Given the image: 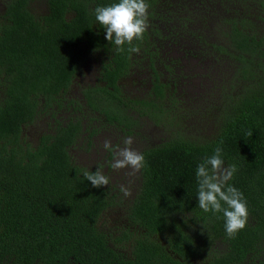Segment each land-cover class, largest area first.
I'll return each instance as SVG.
<instances>
[{
    "label": "trees",
    "instance_id": "trees-1",
    "mask_svg": "<svg viewBox=\"0 0 264 264\" xmlns=\"http://www.w3.org/2000/svg\"><path fill=\"white\" fill-rule=\"evenodd\" d=\"M113 2L0 0V264H264V0H147L138 54L116 51L95 20ZM189 61L206 69L199 114L211 135L177 131L142 149L127 199L93 187L83 172L97 168L71 150L101 125L128 136L143 118L160 123ZM91 66L99 75L81 87L83 103L67 97ZM42 117L28 142L25 128ZM217 146L238 166L229 184L250 213L232 239L222 213L197 201L196 168Z\"/></svg>",
    "mask_w": 264,
    "mask_h": 264
},
{
    "label": "clouds",
    "instance_id": "clouds-1",
    "mask_svg": "<svg viewBox=\"0 0 264 264\" xmlns=\"http://www.w3.org/2000/svg\"><path fill=\"white\" fill-rule=\"evenodd\" d=\"M147 0H116L106 6H96L93 15L96 22L106 31L105 39L116 46V51L124 52L128 45L129 54L140 52L134 41H143L149 28V9ZM251 136L252 132L249 131ZM131 136L123 140L124 147L113 146L105 140L103 147L113 154L111 167L119 170L130 168L129 175H135L146 167L145 156L131 147ZM238 171L236 164L225 166L223 149L217 146L214 154L206 157L196 168L198 207L205 213H222L225 220V232L229 239L235 238L248 224L249 209L243 193L229 184ZM83 178L95 188L108 186L110 178L102 168L95 172L84 171ZM121 192L129 194V189L121 186Z\"/></svg>",
    "mask_w": 264,
    "mask_h": 264
},
{
    "label": "rangeland",
    "instance_id": "rangeland-1",
    "mask_svg": "<svg viewBox=\"0 0 264 264\" xmlns=\"http://www.w3.org/2000/svg\"><path fill=\"white\" fill-rule=\"evenodd\" d=\"M196 67L197 65L193 61L183 63L182 69L185 70V74L188 75V78L181 80L183 83L181 84L179 82L178 87L175 88L176 94L173 96L174 100L165 103L168 111L161 117L159 120L160 123L143 118L137 122L138 124L135 128L131 129L132 133L128 136H125V134H122L119 130L110 126L102 129L101 125L98 127L99 131H97L90 145H82L81 148L71 150V154L76 161L89 169L97 167L102 168L104 174L110 178L108 187L118 190L119 193L127 199L129 195L136 190L137 173L135 175H129L132 171L130 168L116 170L111 167V164L114 162L113 154L110 152L112 159L108 162L107 158L109 151L105 150L103 147L105 140H110L114 147H124L123 140L131 136L134 141L131 147L140 152L147 147L157 146L168 141L177 131L181 133V135L187 134V138L192 140H194L195 137L203 140L208 138L212 133L211 125L207 122V119H201L199 114V112H202L208 116V109L206 107L208 103V93L205 89L207 84L202 83L201 80L205 81V79L200 78V74H204L206 69L203 67L204 71L201 72L199 66ZM88 69L89 68H86L80 76L84 77L86 73H90ZM179 75L180 72L178 73V77L180 78ZM86 77L87 78L84 77L83 79L78 77L77 84L71 88L66 96L75 98L78 102H82L80 92L82 87L81 81L83 82L84 79H87L90 82L93 79L92 76ZM132 89L134 88L131 87L128 91L130 92ZM144 94L145 90H137V92L134 93L135 96L140 97L144 96ZM47 122L48 120L42 117L32 126L26 127L24 130L26 140L35 143L39 132H43L46 129ZM81 143H83V141ZM107 164H109L110 167H107ZM121 186L129 189L128 195H124L123 192H121Z\"/></svg>",
    "mask_w": 264,
    "mask_h": 264
},
{
    "label": "flooded vegetation",
    "instance_id": "flooded-vegetation-1",
    "mask_svg": "<svg viewBox=\"0 0 264 264\" xmlns=\"http://www.w3.org/2000/svg\"><path fill=\"white\" fill-rule=\"evenodd\" d=\"M92 66L88 69L90 71V73H86L84 77L87 78L86 76H92L93 79L90 82L87 79H84L83 82L81 81L82 86H94L97 83V78H98V75H99L98 74V69H96L95 67H92ZM85 70H86V68L83 71H85ZM79 77H80V79L84 78L83 76H80V75H79ZM81 98H83L82 94H81ZM82 102H83V99H82Z\"/></svg>",
    "mask_w": 264,
    "mask_h": 264
}]
</instances>
